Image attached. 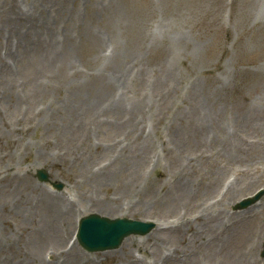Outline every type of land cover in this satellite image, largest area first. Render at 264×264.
<instances>
[{
  "label": "rangeland",
  "instance_id": "rangeland-1",
  "mask_svg": "<svg viewBox=\"0 0 264 264\" xmlns=\"http://www.w3.org/2000/svg\"><path fill=\"white\" fill-rule=\"evenodd\" d=\"M260 189L264 0H0V264H261ZM91 212L157 226L88 253Z\"/></svg>",
  "mask_w": 264,
  "mask_h": 264
},
{
  "label": "water",
  "instance_id": "water-1",
  "mask_svg": "<svg viewBox=\"0 0 264 264\" xmlns=\"http://www.w3.org/2000/svg\"><path fill=\"white\" fill-rule=\"evenodd\" d=\"M38 176L40 180H47V175L42 171L38 172ZM55 186L58 189L62 187L60 183ZM250 200L242 202L241 205L247 204ZM152 227L153 223L151 222L144 223L128 218L110 219L90 214L81 220L77 239L79 244L88 251H103L117 248L122 240L130 234H146ZM262 255L264 256V249Z\"/></svg>",
  "mask_w": 264,
  "mask_h": 264
},
{
  "label": "bare ground",
  "instance_id": "bare-ground-1",
  "mask_svg": "<svg viewBox=\"0 0 264 264\" xmlns=\"http://www.w3.org/2000/svg\"><path fill=\"white\" fill-rule=\"evenodd\" d=\"M144 11L146 13V10H144ZM195 87H196V85H194L192 88H194L196 90ZM201 97H202L203 100H205V103H212L213 102V98H214L213 95H210V93H208V92L206 94H204V91L201 92ZM226 147H230V145H226ZM226 147H225V149H227ZM201 159H202L203 163L207 164L208 168L210 167V170H206V173H205V177L206 178H204L203 180L207 179L208 180L207 183L209 185H216V183L218 182V179H215L214 176L219 175V173L217 171H215V170L212 171V167L214 166V168H218V169H222V170H223V168H221L219 166V162L218 161L210 163V162H207L208 160H206L204 158H201ZM231 187H228V188H231ZM251 210H253V208H251ZM249 211H250V209L242 212V214H245V213H247ZM217 214L216 215L220 218L221 224H223L224 228H227L229 226V219L230 220L231 219H235L238 216V213H236V214L229 213V217H227V213L225 211H222V210L219 211ZM209 216H212V215L209 214ZM158 226H160V225H158ZM134 260H135V258H134ZM131 264H134V261Z\"/></svg>",
  "mask_w": 264,
  "mask_h": 264
}]
</instances>
